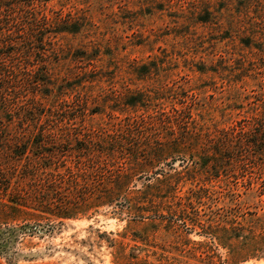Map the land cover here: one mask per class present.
<instances>
[{"label":"rangeland","instance_id":"rangeland-1","mask_svg":"<svg viewBox=\"0 0 264 264\" xmlns=\"http://www.w3.org/2000/svg\"><path fill=\"white\" fill-rule=\"evenodd\" d=\"M242 1L46 0L49 15L81 26L46 46L54 48L48 57L52 75L73 87L69 100L76 95L73 103H55V114L64 119L68 111L81 113L77 103L88 97L90 109L101 113L88 115L86 124L106 126L115 116L144 113L124 103L126 95L144 91L154 97L148 114L170 104L163 97L193 95L195 113L212 130L239 128L263 115L264 40L253 41L261 50L247 47L242 39L249 36L230 24L250 21L237 15ZM254 29L264 39V22ZM143 65L152 73L142 72ZM0 126V149L18 142L10 136L15 131L27 138L40 130ZM8 159L0 154L3 163ZM256 162L259 168L202 187L189 181L143 187L144 180L135 178L131 192L115 201L119 207L105 205L62 221L6 206L4 193L14 197L34 187L18 170L10 167L8 174L0 167V264H264V156ZM68 196L83 203L76 192Z\"/></svg>","mask_w":264,"mask_h":264},{"label":"trees","instance_id":"trees-1","mask_svg":"<svg viewBox=\"0 0 264 264\" xmlns=\"http://www.w3.org/2000/svg\"><path fill=\"white\" fill-rule=\"evenodd\" d=\"M43 2L46 0H0V125L19 126L20 131L32 126L40 128L27 138L25 133L15 131L10 136L18 142L0 149V154L9 158L5 163L0 160L1 169L8 174L10 167L18 170L23 178L31 180L28 187L31 183L34 187L30 191L16 190L14 197L4 193L11 210L31 209L62 221L105 205L119 207L115 201L131 192L130 187L136 186L135 178L144 180L143 187H183L188 181L202 187L206 181L221 177L230 181L231 177L260 167L256 157L264 156V114L248 119L239 128L212 130L195 113L193 95L176 92V97H163L170 104L163 102L151 114L148 108L154 97L144 91L126 95L127 107L145 112L115 116L116 122L94 128L86 124V117L101 111H92L88 97H83L77 103L81 113L70 115L68 111L64 119H59L55 111L60 108L55 103H73L76 95L69 100L68 91L73 87L57 82L52 75L48 57L54 48L46 46L56 35L78 33L81 26L78 21L49 15ZM240 6L243 9L238 11V17H248L250 21L239 23L232 19L230 24L249 36L242 39L245 46L261 50L253 41L264 40L254 29L264 22V0H244ZM140 70L152 73L146 65ZM40 106L45 110H39ZM225 152L235 155L227 157ZM227 158L230 163H226ZM261 167L263 170L264 162ZM253 183L251 175L249 187ZM74 192L83 203L68 196ZM91 193L95 194L93 198Z\"/></svg>","mask_w":264,"mask_h":264}]
</instances>
